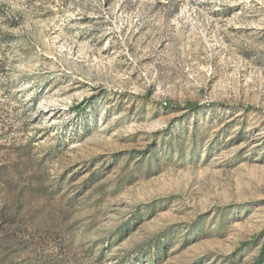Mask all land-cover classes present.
<instances>
[{
	"label": "rangeland",
	"instance_id": "rangeland-1",
	"mask_svg": "<svg viewBox=\"0 0 264 264\" xmlns=\"http://www.w3.org/2000/svg\"><path fill=\"white\" fill-rule=\"evenodd\" d=\"M263 242L264 0H0V264Z\"/></svg>",
	"mask_w": 264,
	"mask_h": 264
},
{
	"label": "trees",
	"instance_id": "trees-1",
	"mask_svg": "<svg viewBox=\"0 0 264 264\" xmlns=\"http://www.w3.org/2000/svg\"><path fill=\"white\" fill-rule=\"evenodd\" d=\"M196 107H197V105H195V104H188L185 106V109L188 111H191V110L195 109ZM253 264H264V242L262 244V248H261V251H260L258 257Z\"/></svg>",
	"mask_w": 264,
	"mask_h": 264
}]
</instances>
